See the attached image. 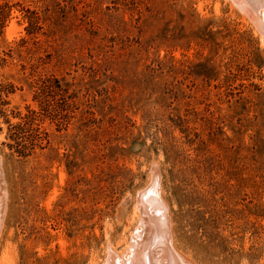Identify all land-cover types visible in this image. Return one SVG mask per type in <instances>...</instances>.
<instances>
[{
  "label": "rangeland",
  "instance_id": "obj_1",
  "mask_svg": "<svg viewBox=\"0 0 264 264\" xmlns=\"http://www.w3.org/2000/svg\"><path fill=\"white\" fill-rule=\"evenodd\" d=\"M233 4L0 0V264L124 256L148 187L187 261L264 264V39Z\"/></svg>",
  "mask_w": 264,
  "mask_h": 264
},
{
  "label": "bare ground",
  "instance_id": "obj_2",
  "mask_svg": "<svg viewBox=\"0 0 264 264\" xmlns=\"http://www.w3.org/2000/svg\"><path fill=\"white\" fill-rule=\"evenodd\" d=\"M231 1L252 20L264 39V0ZM154 180L153 184H155L156 178ZM1 182L2 179H0V223L5 212H3L2 198L3 194H6L3 193ZM151 190L148 187V190L143 191L144 195H142L143 192L140 193L137 199L140 201H138L137 208L141 218L137 230L132 235L133 240L126 248L127 253L117 257L116 255L119 253L110 255L109 251L110 254L104 262L105 264H192L173 247L171 224L167 218L169 214L167 216L165 207L161 204L160 195L154 193L156 189ZM148 191L150 192L148 193Z\"/></svg>",
  "mask_w": 264,
  "mask_h": 264
},
{
  "label": "water",
  "instance_id": "obj_3",
  "mask_svg": "<svg viewBox=\"0 0 264 264\" xmlns=\"http://www.w3.org/2000/svg\"><path fill=\"white\" fill-rule=\"evenodd\" d=\"M139 201V200H138ZM140 202V201H139Z\"/></svg>",
  "mask_w": 264,
  "mask_h": 264
}]
</instances>
